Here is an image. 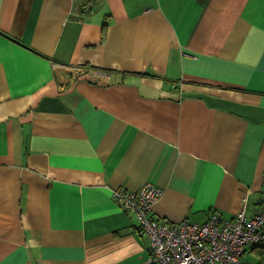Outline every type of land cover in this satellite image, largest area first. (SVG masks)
<instances>
[{
  "label": "crops",
  "instance_id": "crops-1",
  "mask_svg": "<svg viewBox=\"0 0 264 264\" xmlns=\"http://www.w3.org/2000/svg\"><path fill=\"white\" fill-rule=\"evenodd\" d=\"M146 183L170 223L264 206V0H0V264H145Z\"/></svg>",
  "mask_w": 264,
  "mask_h": 264
},
{
  "label": "built area",
  "instance_id": "built-area-1",
  "mask_svg": "<svg viewBox=\"0 0 264 264\" xmlns=\"http://www.w3.org/2000/svg\"><path fill=\"white\" fill-rule=\"evenodd\" d=\"M160 195L161 190L150 183L112 194L124 212L137 218L139 231L148 241L145 264H243L245 250L264 242V206L251 217L242 205L231 219L215 211L203 224L170 223L151 215Z\"/></svg>",
  "mask_w": 264,
  "mask_h": 264
},
{
  "label": "trees",
  "instance_id": "trees-1",
  "mask_svg": "<svg viewBox=\"0 0 264 264\" xmlns=\"http://www.w3.org/2000/svg\"><path fill=\"white\" fill-rule=\"evenodd\" d=\"M253 247H255V248H253V251L258 256L257 264H264V242L259 243L258 245H255Z\"/></svg>",
  "mask_w": 264,
  "mask_h": 264
}]
</instances>
